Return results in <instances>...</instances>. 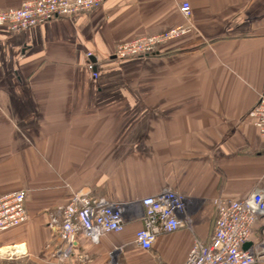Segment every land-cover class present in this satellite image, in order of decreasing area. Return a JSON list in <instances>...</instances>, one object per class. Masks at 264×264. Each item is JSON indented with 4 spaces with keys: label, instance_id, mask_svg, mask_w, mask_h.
<instances>
[{
    "label": "crops",
    "instance_id": "0c3cea01",
    "mask_svg": "<svg viewBox=\"0 0 264 264\" xmlns=\"http://www.w3.org/2000/svg\"><path fill=\"white\" fill-rule=\"evenodd\" d=\"M183 1L195 30L115 57L121 42L187 24ZM262 93L264 0H105L20 33L0 26V197L26 190L28 214L0 231V264H184L213 233L214 199L264 188V139L248 115ZM165 188L192 203V230L145 250L134 217L97 242L79 233L68 259L54 254L57 208L73 193L135 202ZM262 245L264 217L243 247Z\"/></svg>",
    "mask_w": 264,
    "mask_h": 264
},
{
    "label": "built area",
    "instance_id": "2783aa9c",
    "mask_svg": "<svg viewBox=\"0 0 264 264\" xmlns=\"http://www.w3.org/2000/svg\"><path fill=\"white\" fill-rule=\"evenodd\" d=\"M105 0H23L17 8L0 11V26L13 33L42 24L57 17H74L90 13ZM182 14L190 19L192 8L189 1L180 6ZM195 30L193 23L173 27L153 35L140 36L116 46L115 57L129 58L154 53L163 43ZM94 53H85L86 66L92 77L99 72ZM249 117L264 139V93L248 112ZM26 190L21 189L0 197V231L20 225L28 219L25 207ZM215 222L209 240L195 238L184 264H256L264 260L262 247L244 248L250 240L257 220L264 217V188L257 187L242 199L216 198ZM60 218L55 220V229L61 244L54 254L68 259L77 244L79 233H84L93 242L109 232L123 230L126 222L140 217L142 228L136 232L135 243L142 249L152 247L156 238L181 227L193 229L192 203L188 197L173 189L165 188L160 193L143 197L135 202H118L97 198L88 191L73 193L70 200L57 208ZM117 251H113L114 255Z\"/></svg>",
    "mask_w": 264,
    "mask_h": 264
}]
</instances>
